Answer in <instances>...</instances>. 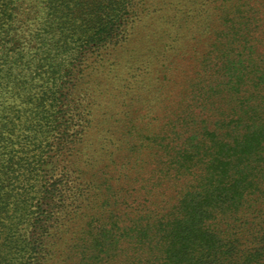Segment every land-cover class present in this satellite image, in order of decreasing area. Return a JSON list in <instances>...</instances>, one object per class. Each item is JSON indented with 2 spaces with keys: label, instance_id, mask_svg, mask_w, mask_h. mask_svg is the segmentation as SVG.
I'll return each mask as SVG.
<instances>
[{
  "label": "trees",
  "instance_id": "obj_1",
  "mask_svg": "<svg viewBox=\"0 0 264 264\" xmlns=\"http://www.w3.org/2000/svg\"><path fill=\"white\" fill-rule=\"evenodd\" d=\"M47 1L50 16L66 3ZM121 2L106 0V22L118 18ZM10 13L0 4V40ZM255 20L259 33L244 56L248 70L234 87L215 84L216 74L201 69L211 61L209 49L192 71L182 68L183 49L163 39L152 44L162 54L153 55L150 72L137 75L140 95L153 79L137 109H154L151 123L157 122L149 132L145 125L138 132L125 127L118 145L103 138L102 168L83 166L79 172L95 180L93 198L102 192L93 204L68 188L71 168L62 167L58 179L44 171L49 160L62 161L69 153L77 119L86 121L90 110L84 113L72 96L90 84L89 75L65 88L57 85L54 69L38 63L36 75L51 71L50 89L27 95L20 103L28 107L16 110L3 104L12 99V85L0 74V99H6L0 101V264L40 256L45 240L64 228L65 215L75 213L79 197L87 204L73 264H264V18ZM40 202L43 218L35 233L28 224ZM17 211L24 212L19 223L25 230L10 222Z\"/></svg>",
  "mask_w": 264,
  "mask_h": 264
},
{
  "label": "rangeland",
  "instance_id": "obj_2",
  "mask_svg": "<svg viewBox=\"0 0 264 264\" xmlns=\"http://www.w3.org/2000/svg\"><path fill=\"white\" fill-rule=\"evenodd\" d=\"M64 1L66 3L57 5L56 14L50 16L46 12L47 0H0V4L8 5L12 12L0 40V74L12 85L8 89L12 99L3 104H13L16 110H24L28 105L20 103L23 98L38 96L42 89H50L52 81L46 84V79L51 71L47 75H36L34 68L38 63L45 69L49 66L54 69L56 77H60L57 85L65 83V88L79 75H89L86 81L91 85L83 86L81 91L77 88L72 96L79 105L85 106L84 113L90 110L84 117L86 121L77 119L70 138L72 142L67 146L69 153L62 161L57 158L56 163L55 160L50 163L49 160L44 171L47 177L58 179L62 167L71 168L73 174L68 188L74 190L73 196L76 191L85 193L89 197L87 202L91 203L102 192L93 198L95 180L89 181L79 172L85 170L83 166L102 168L106 147L103 138L110 136L118 145L122 141L119 134L125 127L138 132L145 125L149 132L157 122L151 123L156 117L154 109L152 113L137 109L140 103L146 102L145 92L153 84L151 79L141 87L143 97L137 92V75L150 72L155 65L151 58L162 54L161 50L160 53L154 50L152 44L163 39L167 46L183 49L182 56L186 60L182 68L192 71H197L199 60L209 49L211 61H205L201 69L216 74L212 78L215 84L234 87L237 78L248 70L244 56L251 51L250 43L259 33L255 19L264 18V0H122L120 15L108 22L103 17L106 0ZM191 55L194 59L187 61ZM16 85L21 89L14 91ZM129 89L130 95L117 96ZM129 98L133 100L131 103ZM3 100L6 99L2 97L0 101ZM123 104L125 107H121ZM14 142V148H18V140ZM76 200L75 213L65 215L64 228L45 240L40 256L25 264L75 263L72 246L78 244L86 215H82L85 213L83 207L87 204L81 197ZM36 208L28 224L32 230L42 224V202L36 203ZM23 214V211L10 214V222L15 223L18 231L25 230L19 223L23 222ZM71 218L82 221L73 222Z\"/></svg>",
  "mask_w": 264,
  "mask_h": 264
}]
</instances>
